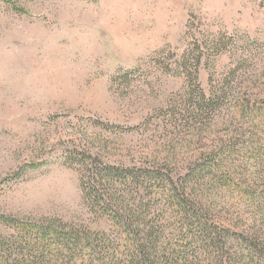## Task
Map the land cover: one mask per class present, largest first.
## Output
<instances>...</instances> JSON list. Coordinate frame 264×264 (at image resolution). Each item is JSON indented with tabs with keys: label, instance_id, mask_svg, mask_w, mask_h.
<instances>
[{
	"label": "rangeland",
	"instance_id": "obj_1",
	"mask_svg": "<svg viewBox=\"0 0 264 264\" xmlns=\"http://www.w3.org/2000/svg\"><path fill=\"white\" fill-rule=\"evenodd\" d=\"M186 59L208 96L231 79L213 113L185 109ZM74 150L176 178L214 159L235 189L202 186L212 219L264 228V0H0V215L91 224Z\"/></svg>",
	"mask_w": 264,
	"mask_h": 264
},
{
	"label": "trees",
	"instance_id": "obj_2",
	"mask_svg": "<svg viewBox=\"0 0 264 264\" xmlns=\"http://www.w3.org/2000/svg\"><path fill=\"white\" fill-rule=\"evenodd\" d=\"M186 61L195 90L185 109L195 116L213 113L232 94L231 79L218 81L208 96L198 83L200 60ZM67 160L80 171L91 222L99 227L0 215L14 231L0 238V264H264V228L236 231L212 219L202 186L235 189L216 160L197 162L179 178L161 167L107 163L87 151L74 150Z\"/></svg>",
	"mask_w": 264,
	"mask_h": 264
}]
</instances>
